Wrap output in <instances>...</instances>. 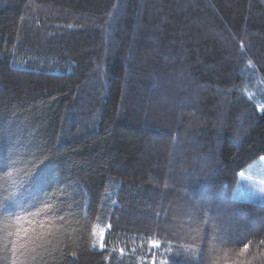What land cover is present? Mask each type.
<instances>
[{"label":"trees","instance_id":"1","mask_svg":"<svg viewBox=\"0 0 264 264\" xmlns=\"http://www.w3.org/2000/svg\"><path fill=\"white\" fill-rule=\"evenodd\" d=\"M262 157L264 0H0V264H264Z\"/></svg>","mask_w":264,"mask_h":264},{"label":"snow or ice","instance_id":"2","mask_svg":"<svg viewBox=\"0 0 264 264\" xmlns=\"http://www.w3.org/2000/svg\"><path fill=\"white\" fill-rule=\"evenodd\" d=\"M31 181V176L29 177ZM43 207V212H34L33 208ZM54 214V209L50 206L48 199L40 198L35 204L30 205L27 208H21L17 212H13L11 218H9V224L14 229L11 235L14 237L12 244L13 253L21 252L27 254L29 250V244L34 240H39L40 237L35 235L36 226L39 225L43 228L45 225L41 223L42 220H46L47 217ZM39 217V219H37ZM104 233H100V248H104L103 243ZM155 243V242H154Z\"/></svg>","mask_w":264,"mask_h":264},{"label":"rangeland","instance_id":"3","mask_svg":"<svg viewBox=\"0 0 264 264\" xmlns=\"http://www.w3.org/2000/svg\"><path fill=\"white\" fill-rule=\"evenodd\" d=\"M235 196L241 200L264 203V157L240 174Z\"/></svg>","mask_w":264,"mask_h":264}]
</instances>
